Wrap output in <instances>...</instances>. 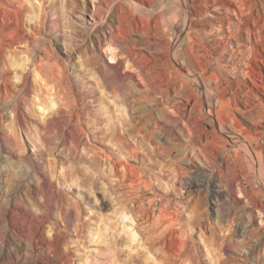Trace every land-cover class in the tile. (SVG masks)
<instances>
[{
    "label": "rangeland",
    "instance_id": "1",
    "mask_svg": "<svg viewBox=\"0 0 264 264\" xmlns=\"http://www.w3.org/2000/svg\"><path fill=\"white\" fill-rule=\"evenodd\" d=\"M177 1L165 0L167 15L162 30L167 34L154 39L150 21L154 10H161L160 0H0V51L4 58L0 71L6 65L10 73L4 75L15 87L25 68L30 69L31 84L37 86L40 79L35 62L49 52L57 56L52 62L69 66L66 82L73 92L90 79L93 84L87 83L89 87H97L94 77L102 80L104 73L95 68L100 65L105 69L113 62L112 50L124 53L134 48L151 58L163 52L159 49L163 41L165 45L178 43L179 83L189 86L188 92L174 97L179 125L166 122V117L163 120L150 102L123 104L130 91L116 89L118 106L108 100L115 118L140 117L142 106L153 108V119L145 123L148 131L156 130L157 137L145 141L144 154L148 157V148L157 146L170 150H160L147 160L141 155L129 158L123 152L118 167L109 163L112 153L101 145L112 147L113 142L93 136H85L75 156L90 157V150H96L101 152L100 160L71 158L69 133L75 127L68 125L63 135H55L59 149L39 156L25 125L16 121L12 112L11 104L20 94L4 98L0 103L4 116L0 127V264H264V94L256 85L264 79L260 60L264 46L256 38L258 50L249 60L240 53L246 43L228 32L215 30L205 42L196 41L198 30L220 28L216 18L221 14L208 9L206 21L212 26L194 24L185 31L184 17L174 24L169 21L170 13L175 15L179 8ZM149 39L157 44L149 46ZM209 43L216 49L208 50ZM127 65L124 59L122 70ZM2 77L0 72V86ZM111 77L110 85L115 75ZM191 91L194 94L190 96ZM107 92L113 94L112 87ZM28 98L34 107L29 123L40 144V128L52 109H44L37 91L29 90ZM196 98L198 104L193 101ZM94 109V105L89 107L88 114ZM218 113L222 125L216 119ZM232 133L244 141L241 137L231 139ZM44 169L56 186L48 198L38 186L37 172ZM182 211L186 212L184 219L179 218ZM18 212L20 216L15 214ZM192 212L204 213L213 227L221 222L224 230L232 231L229 248L218 246L221 233L212 234L202 224L193 228L192 237L187 231L182 233L179 223L186 222ZM227 256L229 261L222 262Z\"/></svg>",
    "mask_w": 264,
    "mask_h": 264
},
{
    "label": "bare ground",
    "instance_id": "2",
    "mask_svg": "<svg viewBox=\"0 0 264 264\" xmlns=\"http://www.w3.org/2000/svg\"><path fill=\"white\" fill-rule=\"evenodd\" d=\"M160 1H161L160 2L161 10L159 12L154 10L155 11L154 14L152 13L153 18L150 21V22H153V27L151 28L150 35L154 39H157V38L160 39V37L167 34L165 31L162 30V25L166 21L164 20V16L167 15V13L166 12L164 13V9L167 6V4H165V0H160ZM149 3H150V7H153V3L152 2H149ZM177 5L179 6V8H177V12L175 15H173V13H170L172 17L169 19V21H173V24H174L178 20L181 21L182 18L184 17L183 22H184L185 31L193 27L194 24H198L202 26L211 25L209 21H206V18L210 16V12H208V9H210L211 11H216L221 14L220 17L216 18V20L220 22V28H213V30H210V31H206V30L199 31L198 30L197 32H195V36H194L196 41L203 42L206 39V37H208L211 34H214L215 30L218 33L228 32L232 38L242 41V42L244 41L246 43L244 44L246 48V49L244 48L245 51L240 52V53L241 55L243 54V57L244 56L248 57L249 60L255 58V56L253 55H255V53L258 50L256 48L257 46L254 45L256 38H259V41H258L259 45L264 46L263 45L264 44V0H178ZM231 7H234V9ZM181 10L183 11V13L181 12ZM247 19L250 20V24L247 23ZM173 24L170 23L171 29H172ZM245 33L247 34V36H245ZM154 41L152 42L149 39L148 40L149 46L155 44L156 42ZM196 43H199V42H196ZM210 47H212L213 49H216L214 44H210L208 50H210ZM159 49L163 50V52L161 51L163 55H161L162 54L161 53L160 54L161 56L153 55V57L151 58H147L146 56L137 53L134 48H131L127 52H124V53L121 52V49L112 50L113 62L108 63L105 69H103L102 66L100 65L96 66L95 68L97 70H101L104 73L102 80L100 78H97L96 76L94 77L98 86L89 87L87 83L92 82L93 84V81H91L90 79L85 84L80 83L79 89L76 92H73L70 88L71 86L69 82H66V80L69 79V74H68L69 66H65V65L61 66L62 63L60 64L59 61L52 62V60L56 59L57 56L53 55V53L51 52H49L46 58H42L41 60L35 62V72L38 74V77L40 79L37 83V86L33 85L34 83L31 84L33 81L30 82V78H29L30 69H27V68L24 69V73L21 78V83L17 85V87L13 86L10 79L4 75V74L7 75L8 73H10V70L6 69L5 67L6 65H3L2 70L0 71L3 75L2 85L0 86V103L2 102L4 98L11 99L12 96H15L16 94H20L19 97L16 98L11 104L13 107L12 112L14 113L15 120L18 122H22V124L25 125L26 132L29 138L32 140V143L37 146V150H38L37 154L39 156H43L45 154L47 155L53 154L54 151H57L59 149L60 145L55 143V139H56L55 135L56 134L63 135L64 132L67 131L64 126L68 125L69 128L75 127L69 133L71 141H72V147L70 148L72 155L70 156L73 159L79 158L81 161L89 159L94 162H97L100 160L101 152H97L96 150L94 151L90 150L93 152V155L90 157L87 156L86 154L85 155L78 154L77 156H75L78 150V146L81 145L80 143H82V141L85 139V136H89V137L93 136V137L103 140L104 142H107V141L113 142L114 145H112V147H109L108 144L106 145L101 144L106 150L112 153V154L110 153L111 155L108 156V161L111 165H113V167H118V164L122 165V160L120 159L119 155L120 153H123V152L126 153L129 158L140 156V155L144 156L143 158L145 160H147L148 157L154 158V156L156 157L160 152H162L160 150H165L164 149L165 147L163 148V147L157 146L155 148H148L150 152L149 156L147 157L144 154L146 151L145 141L149 139V137H151L152 140L157 137L156 130L148 131L147 123H145L146 120L149 121L153 119L154 117L153 110H152L153 108L147 109L144 106H142L141 111L144 114L140 117L128 118L127 116H125L122 119L121 116H118L117 118H115L114 115L110 114L112 104L108 100L111 99L113 104L118 106L119 95H117L116 89L118 87L120 88L123 87L125 91H130V94H126L125 98L122 99L123 104H126L129 106L131 104L141 105V103L143 102L144 103L150 102L149 104H152V107L158 108V111L160 115L163 117V120L166 117V120H167V121L165 120L166 122L169 121L170 123H175V125L176 124L179 125V111L174 110L175 105H176L174 103V97L179 96V92L183 93L184 91L188 90L189 86H187L184 83H179V76L181 75L182 70H179L178 43L168 42L165 45V41H163L160 44ZM1 51H0V63L3 58ZM124 59H126L128 63L126 70H122V67H124L123 66ZM260 60L262 64L264 65L263 55ZM3 61H4V58H3ZM111 75H115V80L110 85L109 79L112 78ZM126 80L128 81V83H126L127 82ZM260 82H261L260 84L257 83L256 85L258 89L262 91V93L264 94V79H261ZM110 87H112L113 94H109L107 92V90ZM1 88L4 89V93H6L7 97H4V94ZM136 88L137 89L139 88V89L138 91L134 92L133 89L135 90ZM29 90L34 91V93L35 91H37L39 102L44 107V109L45 107L46 108L50 107L52 109L50 115L44 119V123L42 124V127L40 128V134H39L40 135L39 138H41L40 144L38 143L39 139H37L38 137L36 136L34 129L29 123V120H33L32 114L34 112V107L32 106V103L30 102L28 98ZM191 93L194 94V92L191 91L189 92L190 96H191ZM151 94L156 95V98L151 99L150 98ZM55 100H56V103H54ZM193 101H196L195 104H198L197 102H199L197 98L196 100L194 99ZM92 105L95 106V109L93 110L91 114H88L87 111L89 110L87 109L91 107ZM218 114H219V117H217L216 119L219 125H222L224 124V122H222L221 120L222 116L220 113ZM3 118L4 116L0 114V127L2 126ZM156 128L158 130V127ZM174 134L175 133H173V135ZM5 136L6 138L10 139V142L9 141L8 142L10 143L11 146H13V143L11 142L12 141L11 136L8 134V132L5 133ZM230 136H231L230 138L233 140L234 138L240 140V137H241V136L238 137L239 135L238 136L233 135V133ZM139 139H141V142L139 141ZM241 140L244 141L242 137H241ZM135 143H137V145H135ZM53 145H56V147L53 148L52 147ZM13 150H14V146H13ZM64 152L65 150L62 153ZM205 152L206 154L208 153L207 150ZM200 153L204 154V152H202L201 150L198 153V155ZM201 154L199 156H201ZM201 157L204 158V156H201ZM203 160L208 161L207 158L206 160L205 159ZM33 163L34 162L32 161V165L35 166L36 164L35 163L33 164ZM125 166H128L126 162H125ZM54 171L55 170H53V172ZM37 177H38L39 190L41 191L43 195L45 196L47 195L46 197L48 198V196L52 195L51 192L54 191L53 190L54 187H56L54 185L53 180H50L47 170L45 169L43 171L37 172ZM231 182H232L231 183L232 187L235 188V184L233 180H231ZM95 184L98 186L99 184L98 181L95 182ZM112 186L114 187V185H111V187ZM189 207H191V205ZM193 208L195 209V207ZM15 214L20 216L19 212ZM185 214L186 212L182 211L181 214H179V218H182V219L186 218ZM199 224H202V227H204L206 231L207 230L210 231L212 234H214L215 231H218L219 233H221L218 236V239H219L218 246L227 247V249L229 248L228 241L233 237V232L230 230L228 231L224 230L221 222H219L216 225V227L211 226L208 223L207 219L205 218L204 213L202 214L198 212H192L191 214H189V217L186 219V222H184L183 224L179 223V230L182 233L184 231L189 232L190 237H192L193 234L195 233L193 228L194 227L196 228ZM257 230L254 228L253 230L254 234L257 233ZM174 233L175 231L172 232V234ZM176 233L178 234L177 231ZM254 237L256 236L254 235ZM227 249L225 251L229 253ZM181 255H182V252H181ZM191 256L193 257V255ZM229 258L231 257L227 256L225 259H222V258L221 259H222V262L227 263L226 261H229Z\"/></svg>",
    "mask_w": 264,
    "mask_h": 264
}]
</instances>
